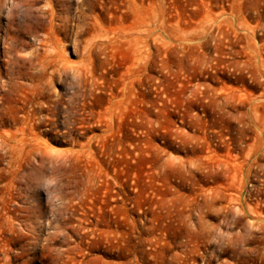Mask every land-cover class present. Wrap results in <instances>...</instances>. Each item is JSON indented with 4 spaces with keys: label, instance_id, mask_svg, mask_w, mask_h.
Listing matches in <instances>:
<instances>
[{
    "label": "rangeland",
    "instance_id": "1",
    "mask_svg": "<svg viewBox=\"0 0 264 264\" xmlns=\"http://www.w3.org/2000/svg\"><path fill=\"white\" fill-rule=\"evenodd\" d=\"M0 264H264V0H0Z\"/></svg>",
    "mask_w": 264,
    "mask_h": 264
},
{
    "label": "bare ground",
    "instance_id": "2",
    "mask_svg": "<svg viewBox=\"0 0 264 264\" xmlns=\"http://www.w3.org/2000/svg\"><path fill=\"white\" fill-rule=\"evenodd\" d=\"M35 1H36V0H35ZM26 2H27V1H26ZM29 2H30V1H29ZM29 2H28V3H29ZM31 2H32V1H31ZM31 2H30L29 4H32ZM34 4H36V3H33V5H34ZM47 4H48V3H47ZM33 5H31V8H34ZM49 5H50V4H49ZM28 6H30V5H28ZM32 6H33V7H32ZM35 6H36V5H35ZM37 6H38V5H37ZM37 6H36V7H37ZM47 6H48V5H47ZM29 8H30V7H29ZM40 8H42V7H40ZM36 9H39V7L36 8ZM41 10H42V9H41ZM43 10H44V8H43ZM42 12H43V11H41L40 14H41ZM47 12H48V11H47ZM44 13H45V12H44ZM12 17H13V16H12ZM31 22H32V21H31ZM35 24H36V23H35ZM28 26H30V25H28ZM31 26L33 27V25H31ZM30 28H31V27H30ZM33 28H34V27H33ZM25 29H26V28H25ZM33 31H34V30H33Z\"/></svg>",
    "mask_w": 264,
    "mask_h": 264
}]
</instances>
